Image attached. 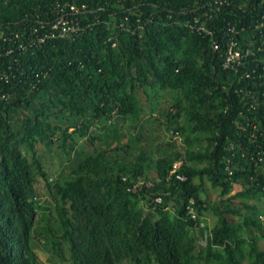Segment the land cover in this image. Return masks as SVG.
Instances as JSON below:
<instances>
[{
  "label": "trees",
  "instance_id": "trees-1",
  "mask_svg": "<svg viewBox=\"0 0 264 264\" xmlns=\"http://www.w3.org/2000/svg\"><path fill=\"white\" fill-rule=\"evenodd\" d=\"M61 14L79 29L58 35ZM232 38L243 61L226 67ZM155 112L182 149L146 133ZM262 198L264 0H0V264H264ZM189 199L215 216L204 245Z\"/></svg>",
  "mask_w": 264,
  "mask_h": 264
},
{
  "label": "rangeland",
  "instance_id": "rangeland-1",
  "mask_svg": "<svg viewBox=\"0 0 264 264\" xmlns=\"http://www.w3.org/2000/svg\"><path fill=\"white\" fill-rule=\"evenodd\" d=\"M157 104H159L160 107L164 106L167 110L169 109L170 99L167 98L163 100V98L160 97ZM147 115L148 114L146 112L143 117L145 119H148L149 116ZM153 116L158 117V120H153L154 118ZM150 119L151 120L145 121V124L147 126L146 133L149 131H152L154 136L156 135L159 136V140H163V141L171 137L172 142L175 143L178 149H182L184 147L182 137L180 136L179 133H173L171 134V136L169 135L170 137L168 136V132L165 130V127H164V122H165L164 115H161L160 113L158 114L157 112H155L151 115ZM82 144H84V142ZM37 146H38V152L39 154H41V159L43 162L44 169L49 173L50 177L54 178L58 173H63V174L66 173L67 168L65 167V165L67 164V158H66V155L61 150H59L56 146H52L50 150L47 151L43 145L38 144ZM161 146H164V143H162ZM90 147L91 146H87V149H91ZM153 149L156 152L157 148L153 146ZM147 175L149 178L155 177V173L151 169L147 170ZM204 185L206 189V195L208 196L209 200L211 202L218 201L219 200L218 191L216 189H213L207 182H205ZM36 189L38 190V193H39V200L42 202L46 201L45 204H48V201H50V196L48 195L46 188L43 187L41 183H38L36 185ZM238 189H240V187L239 185L236 184L234 185V190L232 192L237 191ZM250 202H253V200H250ZM169 204H170V208H172V206L174 205L172 201ZM259 204L260 205L264 204V198H262ZM204 216H205V221L207 225L209 227H212L213 224L215 223V216L211 213H207ZM39 219L40 221L38 223L40 225L44 224V220L41 218V216L39 217ZM228 219L231 221L238 220L237 217H228ZM194 233L199 235L197 229L194 230ZM199 245H202V244H199ZM259 246L260 248H264V239H261L259 241ZM36 251H37L39 258L43 261H46L48 254L42 251V248L39 244L36 245ZM47 263L48 264H66L65 262H60V261H49Z\"/></svg>",
  "mask_w": 264,
  "mask_h": 264
},
{
  "label": "built area",
  "instance_id": "built-area-1",
  "mask_svg": "<svg viewBox=\"0 0 264 264\" xmlns=\"http://www.w3.org/2000/svg\"><path fill=\"white\" fill-rule=\"evenodd\" d=\"M68 7H69L71 13H73V15L78 13V9L75 6L69 5ZM189 26L191 28H196L198 31H202V32H206L208 34H211L208 27H206L203 23L199 22L197 17L193 19V23H190ZM51 28L55 29L57 31V34L60 36L65 35L68 32H73V31H76L77 29H79V27L72 22V19H68L66 17V14L59 15L56 18V20L52 22ZM229 31L232 32L233 27L229 28ZM217 47H218V44H217V42L214 41L213 42V48L216 49ZM246 52L247 51L245 50L244 53H246ZM224 58L225 59H224L223 64L226 67L227 66L235 67V66L241 64L243 61V52L241 50L237 49L236 41L233 38L229 40L228 48H227V51H226ZM174 133H177V132H174ZM182 162H183L182 159L175 161L172 165V168L170 169V174H173L174 177L180 181L186 180V176L183 173L179 172V169L181 167ZM142 184H143V182L141 180H138L136 183L131 184L127 188V190L136 192V190L141 189ZM160 201H161V197L157 196L154 198V202H160ZM193 204H194L193 199H189L188 205H187L188 215H189L190 219L197 222L198 214L196 213ZM198 226L203 229V234H202L203 237L200 239V244L204 245L209 229L205 226V223L203 221H200Z\"/></svg>",
  "mask_w": 264,
  "mask_h": 264
},
{
  "label": "clouds",
  "instance_id": "clouds-1",
  "mask_svg": "<svg viewBox=\"0 0 264 264\" xmlns=\"http://www.w3.org/2000/svg\"><path fill=\"white\" fill-rule=\"evenodd\" d=\"M200 221H203V222L205 223V226H206V224H207L206 221L203 220L202 216L198 215V220H197V222H195V223H196L195 225H196L197 227H199L198 224H199ZM206 227H207V226H206ZM199 228H200V227H199ZM207 228L210 229L209 226H208ZM201 238H202V237H200V239H201ZM200 239H199V242H198L199 244H200Z\"/></svg>",
  "mask_w": 264,
  "mask_h": 264
}]
</instances>
